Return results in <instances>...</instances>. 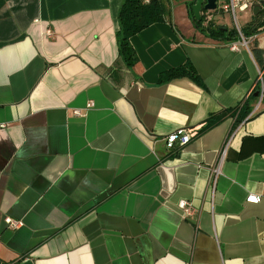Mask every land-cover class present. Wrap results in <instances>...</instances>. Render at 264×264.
<instances>
[{
    "label": "crops",
    "instance_id": "obj_1",
    "mask_svg": "<svg viewBox=\"0 0 264 264\" xmlns=\"http://www.w3.org/2000/svg\"><path fill=\"white\" fill-rule=\"evenodd\" d=\"M189 1L129 38L130 67L121 0H0V264H264V2L237 13L255 31L231 50ZM225 1L204 26L235 28ZM185 63L201 84L159 81ZM180 127L191 138L167 148Z\"/></svg>",
    "mask_w": 264,
    "mask_h": 264
},
{
    "label": "trees",
    "instance_id": "obj_2",
    "mask_svg": "<svg viewBox=\"0 0 264 264\" xmlns=\"http://www.w3.org/2000/svg\"><path fill=\"white\" fill-rule=\"evenodd\" d=\"M194 0L187 2L188 15L196 29L204 33L206 36L224 41H236L239 39V33L235 28L228 29L222 25L218 26H204V16L201 15V20L196 21L193 18L191 6ZM166 13V8L162 0H121L118 12H117V23H118V51L127 66H133L136 62L135 53L129 42V38L147 27L148 25L162 21ZM252 31V32H251ZM251 31L245 28H240V32L243 36L254 33L255 29ZM180 76H188L195 82L200 83L199 77L190 63H185L181 66L171 68L161 73L159 77L160 82H167L173 78ZM233 112H238L236 120L240 121L244 119L250 112L248 102H244L239 107H236ZM212 122L209 120L205 125H210Z\"/></svg>",
    "mask_w": 264,
    "mask_h": 264
},
{
    "label": "built area",
    "instance_id": "obj_3",
    "mask_svg": "<svg viewBox=\"0 0 264 264\" xmlns=\"http://www.w3.org/2000/svg\"><path fill=\"white\" fill-rule=\"evenodd\" d=\"M255 0H226L223 2L219 7L222 11L228 12L231 14V16L234 18V20L237 22V13L240 11H251ZM208 18V16H207ZM237 31L239 33V39L235 42H231L229 44V48L231 50H238L239 44L240 45H246L247 44V38L242 35L240 32V29L237 28ZM264 89V83L261 84V90ZM75 114H79V110H74ZM191 138V133L189 130H186L183 127L177 128L175 131L167 134L164 138L166 147L171 149L175 145L182 146L186 144L189 139ZM213 177L211 178V185L214 186L217 176L219 174V165L212 169ZM246 202L251 203H258L261 200V195L258 194H248L245 198ZM179 209L182 211L183 218H196L199 214V210L195 208L189 200L181 199L177 203ZM5 224L8 228L13 229L18 227L19 223L18 221L10 218L9 216H6L4 218Z\"/></svg>",
    "mask_w": 264,
    "mask_h": 264
},
{
    "label": "water",
    "instance_id": "obj_4",
    "mask_svg": "<svg viewBox=\"0 0 264 264\" xmlns=\"http://www.w3.org/2000/svg\"><path fill=\"white\" fill-rule=\"evenodd\" d=\"M264 0H259V2L255 3L252 7L253 15H257L260 12L261 4ZM217 8V0H194L191 10L193 18L196 21L201 20V13L203 11H213ZM255 96H259L260 99H264V89H260L259 91L254 92ZM21 264H32L31 260L26 259Z\"/></svg>",
    "mask_w": 264,
    "mask_h": 264
},
{
    "label": "rangeland",
    "instance_id": "obj_5",
    "mask_svg": "<svg viewBox=\"0 0 264 264\" xmlns=\"http://www.w3.org/2000/svg\"><path fill=\"white\" fill-rule=\"evenodd\" d=\"M256 1V0H255ZM162 2H163V0H162ZM257 2H259V0H257ZM256 2V3H257ZM208 12V11H207ZM207 12L206 11H203L202 12V15L205 17L206 15H207ZM230 16V18L232 19V23H233V25L235 26V29L237 30V28H240V26H238V24L237 23H240V19H238V21L236 22L235 20H234V18L231 16V15H229ZM237 17L239 18V16L237 15ZM211 21H209V23H210Z\"/></svg>",
    "mask_w": 264,
    "mask_h": 264
}]
</instances>
